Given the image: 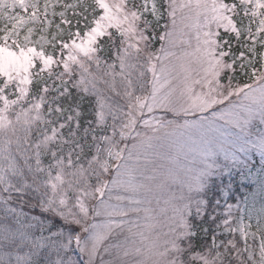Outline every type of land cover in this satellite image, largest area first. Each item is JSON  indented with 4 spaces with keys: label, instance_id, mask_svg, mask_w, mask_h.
Here are the masks:
<instances>
[{
    "label": "snow or ice",
    "instance_id": "snow-or-ice-1",
    "mask_svg": "<svg viewBox=\"0 0 264 264\" xmlns=\"http://www.w3.org/2000/svg\"><path fill=\"white\" fill-rule=\"evenodd\" d=\"M0 264H264V0H0Z\"/></svg>",
    "mask_w": 264,
    "mask_h": 264
},
{
    "label": "rangeland",
    "instance_id": "rangeland-1",
    "mask_svg": "<svg viewBox=\"0 0 264 264\" xmlns=\"http://www.w3.org/2000/svg\"><path fill=\"white\" fill-rule=\"evenodd\" d=\"M241 191H244V189H241Z\"/></svg>",
    "mask_w": 264,
    "mask_h": 264
}]
</instances>
